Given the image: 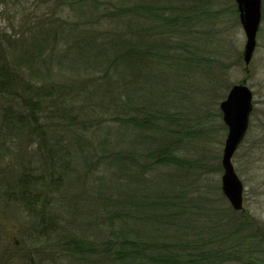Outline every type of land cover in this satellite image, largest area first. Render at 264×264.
I'll use <instances>...</instances> for the list:
<instances>
[{"label": "trees", "instance_id": "1", "mask_svg": "<svg viewBox=\"0 0 264 264\" xmlns=\"http://www.w3.org/2000/svg\"><path fill=\"white\" fill-rule=\"evenodd\" d=\"M208 4L0 0V205L28 215L24 264L264 263L243 216L210 215L192 149L220 116L187 98Z\"/></svg>", "mask_w": 264, "mask_h": 264}, {"label": "rangeland", "instance_id": "2", "mask_svg": "<svg viewBox=\"0 0 264 264\" xmlns=\"http://www.w3.org/2000/svg\"><path fill=\"white\" fill-rule=\"evenodd\" d=\"M203 2L209 3L208 8L213 12V15L203 22L208 33L197 44L206 45V55L211 60L209 63L211 66L207 70L198 72L197 78L190 79L191 87L187 91L189 94L187 98L197 102L202 99L201 102L204 105L209 104V107L213 103V109L216 110L214 112H220V116L217 118L215 115L208 122L209 133L204 141L206 143L203 144L201 140L199 144L192 146L198 158H203L205 154L208 160L211 158L207 163L208 174L207 172L200 174L206 188L208 186L207 189H202L204 190L202 195L205 197V203L210 205L213 210L210 215L214 216L215 220L225 216L224 220L227 222V213H229L231 218L233 217L232 223H234L243 216L245 221L260 232L264 238V0H262V19L257 33V45L248 66L243 59L246 35L240 22L236 1L203 0ZM3 26L4 21L0 18V31L3 30ZM1 37L2 35L0 36V51L4 49V46H7V42ZM10 58L11 55H9ZM234 84L247 85L253 91L254 96L248 130L232 156L234 169L244 186L243 206L239 210L232 208L221 188L224 173L222 154L228 127L223 121L220 103L226 99ZM197 104L199 105V102ZM76 163V161L73 163L74 178H77L75 173L82 167L81 164ZM218 188L222 195L216 191ZM1 208L0 205V215L2 216L0 217V262H5L9 251L13 249L16 252L17 250L21 251L18 255L9 258L11 264H24L22 259L26 257V250L29 248L27 246L30 244L26 242L24 235L26 226L30 223L26 218L28 215L24 212L21 213L22 211L15 212V210L14 212L8 210L5 213V210ZM55 210L64 215L63 222L70 220L69 214L66 213L68 212L67 207L62 208L60 205H56L54 208L52 205V211L55 212ZM231 211L236 213H231ZM81 212L84 211L81 210ZM40 245L47 249L44 242H41ZM32 257L37 260L44 258L39 249L34 251ZM262 259L264 261V257ZM45 261L41 264H51L49 261Z\"/></svg>", "mask_w": 264, "mask_h": 264}, {"label": "water", "instance_id": "3", "mask_svg": "<svg viewBox=\"0 0 264 264\" xmlns=\"http://www.w3.org/2000/svg\"><path fill=\"white\" fill-rule=\"evenodd\" d=\"M240 22L246 35L243 59L249 65L257 45V33L262 19V0H235ZM253 92L245 84H234L220 103L222 118L228 127L225 138L222 165V192L235 210L242 209L244 186L238 177L232 156L244 139L253 108Z\"/></svg>", "mask_w": 264, "mask_h": 264}]
</instances>
